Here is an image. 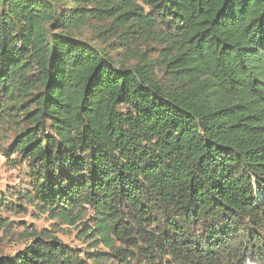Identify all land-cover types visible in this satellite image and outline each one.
<instances>
[{
  "label": "trees",
  "instance_id": "obj_1",
  "mask_svg": "<svg viewBox=\"0 0 264 264\" xmlns=\"http://www.w3.org/2000/svg\"><path fill=\"white\" fill-rule=\"evenodd\" d=\"M0 124L89 247L26 228L0 264H264V0H0Z\"/></svg>",
  "mask_w": 264,
  "mask_h": 264
},
{
  "label": "rangeland",
  "instance_id": "obj_2",
  "mask_svg": "<svg viewBox=\"0 0 264 264\" xmlns=\"http://www.w3.org/2000/svg\"><path fill=\"white\" fill-rule=\"evenodd\" d=\"M55 1V0H54ZM63 6V5H60ZM59 13V9H57ZM108 22L101 24L97 21L88 20L85 24L72 30L74 36L94 47L108 50L116 60L122 56V49L118 48V33H111L107 28ZM107 28V29H106ZM114 40H117L114 42ZM114 42V44H113ZM112 43L111 45H109ZM141 45L139 44V47ZM144 55L156 56L155 49L144 51ZM135 58L129 60L134 62ZM15 136L13 128L0 124V256L13 254L29 242L28 237H23L26 228L36 231H48L65 244L77 250L89 249L87 242L80 238L78 229L69 225L60 224L52 220L46 214L41 213L27 204L23 198L24 191L29 190L31 177L26 165L16 155L6 157L3 150L8 147ZM16 160L18 164H13ZM20 192V193H19ZM21 197H18V196Z\"/></svg>",
  "mask_w": 264,
  "mask_h": 264
}]
</instances>
